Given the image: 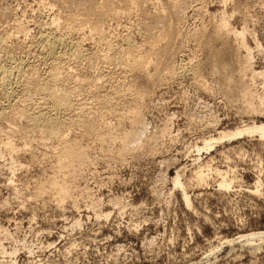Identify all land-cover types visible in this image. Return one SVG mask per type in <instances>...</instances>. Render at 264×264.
<instances>
[{
    "label": "rangeland",
    "instance_id": "obj_1",
    "mask_svg": "<svg viewBox=\"0 0 264 264\" xmlns=\"http://www.w3.org/2000/svg\"><path fill=\"white\" fill-rule=\"evenodd\" d=\"M41 1H43L42 3L44 6L42 3L40 4ZM41 1L0 0V37L2 38V40L0 38V44L2 45H0V55L3 54V56L0 57V59H2L0 61L4 62L5 60L8 61V59H14L12 61L16 62L22 59L24 62V59H26L27 61L25 60V63H28V67L23 73L24 78L32 75V72L33 74L37 72L35 75L39 84L51 88L52 79L47 75L48 71L52 68L51 64L38 58V48L35 41L41 31H45L47 28L50 29L52 27V20L55 18L54 20L59 26L62 24V27L60 26L61 28L59 26L56 27L55 34L64 33L67 36L65 39L67 40L68 38V40H71L70 44L72 43L74 48L70 50H59L60 56L58 57L60 58L58 59H60V63L58 62L59 64L57 67L59 73L56 72V74H59L58 76L60 77L56 75V79L59 82H55L54 90L56 94L58 93L59 95L68 94L69 96L71 94L69 96V101L72 104L74 102L75 104L84 103L83 105L85 107L82 111L67 109L64 112L59 110L57 113L52 106L49 96H45L41 99L39 95H31L28 97V102L25 106L26 114L30 118L41 117V121L38 122L39 125L33 126L28 122L25 116H18L19 114L17 115L15 112L20 106L16 98L22 96V87L20 88V86H18L19 89L17 87L15 89L14 86L16 85H13L11 92L14 95L11 100L8 102L6 101L7 103L5 100H2L0 90V138H3L0 139V264H264V237H262V240L253 237L255 241L252 243L242 244L234 242L229 245L226 244V241L236 240L238 237L249 236V234L261 233V235H264V139L260 140L256 136H245L236 141H222L221 143L215 144L212 147L213 149L210 148L207 151L201 150L197 154L193 147L197 145L196 147L200 148L203 145L201 141L209 137L216 138L219 131H233L245 124H264V112H262L264 111V107L261 105L258 108V100L256 101V99L259 98V96L256 95H260L261 97L264 93H262V87H264V72H262L264 71V0H174V3L173 0H149L150 5L148 0H133L131 3L133 7L129 6V8L122 2H118V0H110V6L107 5L106 8L103 7L104 11L102 10L100 13H98L97 7L103 6L105 0H100L102 4H100L99 0H93L96 10L93 9V6H91L88 0ZM144 1L147 2L145 3ZM151 1L153 4L152 6ZM118 5L120 8L116 7ZM134 5L137 7H134ZM129 9L130 11H128ZM203 9H205L206 12L202 11ZM119 10L121 12L123 11L122 13L125 19L122 15L119 17L114 14L115 11ZM57 11H59V13ZM153 12H155V15ZM56 14L59 16H56ZM126 14L129 16L132 14L131 18L133 20L126 17L128 16ZM222 14L224 16H221ZM70 15H72V17H70ZM106 15L107 17H105ZM146 15H149L151 19ZM112 16L113 18L111 19L115 22H112L110 19ZM67 18H71V20ZM74 18H76L75 21L73 20ZM116 18L119 20H116ZM121 18L122 20L124 19V22L121 21ZM58 19H61L62 23H60ZM129 19L133 22L131 23ZM155 19L159 20L160 23ZM105 20L110 21L112 26ZM222 20L225 21V23L224 21L223 23L227 29L216 31V29H219L217 27L222 23ZM126 21L130 23L126 24ZM161 21L165 23L163 24ZM100 22L104 24L101 25ZM67 23H69V26L66 28V25H68ZM105 23L107 26H104ZM171 23H174V25L171 26ZM70 24L71 26L72 24L76 25L72 26V28L74 27L72 29ZM96 24L103 26L98 27L99 29L102 28L101 34L104 33L107 37L103 34L105 36H103V39L101 37L102 35L100 36L97 32L93 31L94 28L92 27ZM115 24L119 27L117 28ZM129 25L132 26L133 30L130 29L131 26L129 27ZM133 25L136 27H133ZM163 25L165 26L164 29ZM166 25H168V28ZM40 26L41 28H39ZM123 26H125V29L122 28ZM68 27L71 28V30H68ZM112 27H114V31L111 32L110 30L113 29ZM75 28H77V30ZM108 28L111 33H109ZM81 29L83 30L82 32ZM126 29L128 30L126 31ZM168 29H170V31ZM197 29H199V32L201 31V34L196 31ZM58 30L62 32H58ZM65 30L69 32V35L66 34L67 31ZM91 30L95 33H90ZM128 31L130 32L128 33ZM193 31L194 33L197 32L195 34L197 37L195 35L193 36ZM239 31H243V34H245L244 36L241 35L237 37V39L235 37L236 33H239ZM83 32L87 35V37H84L85 39L83 38ZM168 32L170 33L165 36ZM76 33H78L77 35L80 37L77 36ZM89 33L91 36L88 35ZM130 33L131 36L129 35ZM143 33L149 35L146 34L144 37ZM92 34H94L95 37L93 41L96 42L92 41ZM151 34H154V37L151 36ZM218 34L219 36L215 37ZM221 35L223 37H220ZM146 36H148V38L153 37V40H157L155 43L157 44L158 42L159 46L155 44L156 48L154 51L168 44V47L171 48L170 53H161L155 57L154 51H149L148 43H146L149 39ZM190 36H193L191 37L192 40L188 38ZM232 36L235 40L232 39ZM70 37H72V39ZM73 37L79 38L74 40L75 38L73 39ZM126 37L128 39L132 37L133 39H131L133 41L129 40V42H132H127ZM159 37H163L164 39H159ZM86 38L88 40H86ZM107 38L109 39L108 41ZM239 38L244 39L243 43L241 41L242 39L240 40ZM97 39L99 41L106 40V42L104 41V43L102 41L101 43V41L99 42ZM140 39H145V43ZM223 39L226 41L228 39V41L226 42ZM84 40H86V42ZM124 40L129 43V45L127 44L128 48H125L126 45L123 43ZM164 40L166 42H164ZM238 40L240 42L236 44L235 42H238ZM72 41H76V43ZM3 42H5L4 45ZM107 42L113 43L110 45L111 48L110 46L106 48V46H108L106 44H110ZM136 43L142 47L139 46L140 49L137 48L138 45ZM141 43L146 45H142ZM6 44L10 47H7ZM130 44L133 46L137 45L135 46V51L133 50L134 47ZM242 44H244V48L241 46ZM5 45L6 47L4 50L3 47ZM28 45L32 46L29 47ZM238 45L240 46L238 47ZM255 45L256 47L259 46L257 50L255 49ZM25 46H28V48ZM95 46L98 52H96ZM121 47H124L125 50ZM241 47L242 50H240ZM246 47L249 52V57H247L249 59L253 58L254 60L246 61L249 60L248 58L245 59V56H243V54L246 55ZM7 48L8 50L10 49V52ZM103 48L104 52L101 51ZM129 48H132L134 52H132V50L130 51ZM220 48L225 49L228 55L221 57L217 56L215 51L217 49L220 50ZM250 48L251 50H249ZM89 49L93 51L90 53ZM126 49L129 50V52ZM76 50L82 51L85 56L78 54L79 51ZM105 51H108L107 53L109 54H106ZM123 51H127V53ZM239 51H241V54L238 53ZM92 52H95L94 54H100L94 55ZM137 52H139L138 55H136ZM31 54L35 57H33L35 61H39L35 63V61L32 60L33 58H27L30 57ZM75 54L77 55L75 56ZM117 54L121 57L119 56V58H117ZM21 55H24V57H21ZM101 55L103 56L101 57L102 61L99 59ZM141 55V58L144 56L145 60L143 59V61L146 62L147 60L146 63L149 64V68H146L147 71L145 69V71L140 70V73L138 69L136 70L131 67L129 69V66L124 67L125 65L127 66V63L124 62V60L128 59L126 57L132 58L133 56L138 57ZM10 56L12 59L9 58ZM69 57H73L74 59L71 61ZM90 59L91 62L93 61L92 63ZM94 59L96 62L97 59L101 62L98 64ZM108 59L111 61H109L110 63L107 62L106 65ZM103 60L106 61L103 62ZM112 60L113 62H119L118 64L120 66L124 65L122 66L124 67L122 68L123 70L118 64L113 63ZM122 60L124 63L121 65L120 63H122ZM150 60L152 62H148ZM62 61L63 63H61ZM219 61L224 63V65L226 64L225 67H227L226 69L225 67L223 68L222 73L221 70L219 72L214 71V67L216 69L215 63L217 64ZM236 61L240 65L237 64ZM248 62L252 65L249 66ZM152 63H154V65ZM232 63L238 68L233 66ZM245 63L248 65L246 66ZM60 64L62 68H60ZM103 64L107 67L105 68ZM147 64L145 67L148 66ZM85 65H88V69ZM89 65H91L92 69H90ZM101 65L103 66L101 67ZM117 65L120 68L116 67ZM231 65L233 67H231ZM80 66L82 68H79ZM95 66L97 68L96 71H94ZM188 66H190V71ZM35 67H37V71L33 69ZM239 67L242 71H240L241 69H239ZM245 67L248 70L252 69L247 71ZM89 69L91 72L88 71ZM131 69H134L136 74H133L134 72ZM72 71H74L73 74L75 75L72 74ZM192 71H196V74H192ZM142 72L147 73L144 74ZM153 72L159 75H155ZM237 72L242 75L240 76ZM253 72L255 73L253 74ZM63 73L65 75L68 73L71 74L69 76L66 75V78ZM92 73L94 74L92 75ZM174 73L175 75H173ZM258 73H262L263 75L260 74V76ZM145 75H147V77ZM195 75L197 77H195ZM228 76H230V78ZM242 76H244L245 79L242 78ZM148 77H151L150 81H148L150 79ZM225 77L229 79H224ZM238 77H241L245 82L242 81L241 83L240 80L242 79ZM74 78L76 80L78 79V83H74V81H76ZM91 78L95 79L96 83L93 80V84V82L90 81L92 80ZM80 79L83 80L84 83ZM230 79L234 82L231 81L232 85H230ZM196 81L198 83H196ZM202 82L205 85L204 89L202 88ZM235 82H237L236 85ZM226 83L227 85L229 84V86H227ZM95 84L98 86L96 87ZM252 84L254 86H252ZM87 85L91 88L94 87L96 90L94 89L93 91L92 88V91L87 93L88 90H90V87L87 88ZM246 85L247 87L250 85L251 88L250 86V89L247 88ZM73 87L77 89L75 88L73 90ZM223 87L226 88L224 89ZM238 87L242 89H238ZM82 88L86 89V92L83 91ZM243 88L245 89L243 90ZM127 90L131 92L133 96L135 94L134 92H137L138 98L136 94L132 97V95H130L131 93ZM237 90L240 92H237ZM57 91H60V93ZM82 91L86 94H83ZM249 91L252 92L250 93ZM78 92L81 94L75 96L79 94ZM243 92L246 93V98ZM113 93H116V96H113ZM238 93L241 95L244 94V96H240ZM128 94L130 98H128ZM248 94L253 97L255 108L253 107L254 103L250 101L252 105L249 102L250 98L247 96ZM118 95H126L125 97H127V99L125 100L124 98L125 101H121L117 98ZM139 95L142 96V99ZM242 97H244V99ZM76 99L78 102L74 101ZM85 100L89 101L86 102ZM246 100H248L247 103ZM243 102L244 107H240ZM248 104L250 106L252 105L251 107L254 109H250ZM13 107L15 115L11 110ZM86 107L89 108L90 111ZM247 107L256 113H251L252 111H248L249 109ZM243 108L246 112H242L244 110ZM246 108L248 110H246ZM86 111L87 114L85 118V115H82L85 114ZM53 112L57 115L61 114L62 121L64 119L63 124L61 121V123L58 124L59 126L57 125L58 129L63 130V132L60 130L64 138H62L61 141L64 140L69 144H75L76 150L78 151L81 147H84V149H80V153H85L81 155L83 157V159L81 158L83 162L81 159H78V161L81 160L80 162L75 159L72 160L74 163L70 161V166H73V170L69 167L70 171L69 168H67L68 166L65 170L63 169L64 167H61V164L68 159L65 160L60 156L59 159H62L64 162L62 160L61 164L58 162L59 151L57 149H59V143H57V141L55 142V140L47 139L46 142L48 143L46 144V139H42L41 124H45L48 120H51L50 117ZM134 112L137 113V117L139 116V118H137L139 121L137 125L131 119L136 117ZM259 112L263 115L259 114ZM76 115L84 117L89 124L92 121L91 123L94 125L90 124V126L95 128L92 127L93 132L91 134L88 133L86 136L81 128L77 129V126H73L72 128L71 125L65 122V119L75 118ZM12 117H14V120ZM19 117H22L20 122L18 119ZM129 119L133 122L131 120L129 121ZM8 120L11 121L9 122ZM98 121L100 123L96 124ZM164 123L167 124V126L164 125V127H167L166 131H164L165 128H163ZM66 124L68 125L66 127L68 129L65 128ZM5 125L9 129L4 127ZM17 125H21V127H17ZM107 126L109 127L107 128ZM14 128H16L15 131L13 130ZM17 128L19 129L17 130ZM29 128L31 130H29ZM20 129L24 131L22 132ZM25 129L29 131L27 130L26 132ZM132 129L136 132H133ZM129 130H131L132 133L131 138L129 136L130 133H128ZM11 133L14 135H11ZM79 134L83 136H79ZM75 135H77L79 139ZM123 135L126 142L121 144L120 138H123ZM126 135L129 137V142L131 144L127 142L128 138ZM168 135L170 136L168 137ZM107 136H113L114 138L110 137L108 139ZM75 137L78 142L77 140H72L73 138L76 139ZM132 137H136L135 139L137 140H134ZM161 137H163V139ZM97 138H100L99 140L103 138V142L101 143ZM98 141L100 143L97 144L96 142ZM4 142L7 145H5ZM50 142H52V144H49ZM2 143L5 147H9V149L7 147L5 148ZM79 143L80 146L77 147ZM41 144L46 147H43ZM99 144L101 146H99ZM125 144L126 146L127 144H129V146L132 144L134 145L126 147L124 146ZM55 145L58 146V148L55 147ZM102 146L103 148L101 149ZM22 148L25 150L23 149L22 151ZM45 148L49 150L47 151ZM50 148H55V151ZM5 149H7V151ZM18 150L20 151L18 152ZM53 151L57 154V159ZM116 152L119 154H116ZM46 153L51 156H47ZM52 154L55 157H52ZM55 162L59 165L58 167L55 166ZM70 162L67 161V163H65L67 165ZM200 167L201 170L204 171V174L205 172L206 174L204 175L202 183L199 182V184L195 179V173ZM55 168H59L61 173L59 174L58 170L56 169V171ZM67 171H69V174L65 175L68 173ZM176 171H179L180 180L183 184L182 189L178 187L175 188L172 184V177L175 176ZM217 171H220L222 176ZM54 172H57V176H54ZM52 177H55L56 180L53 178V181L51 179ZM220 178L229 183L231 188L229 187L227 190L220 188L218 184L222 181ZM51 182L53 183L49 184ZM54 182L55 185L59 182L58 184L62 185L65 190L69 188L66 198L58 197L59 195L56 194V190H54ZM62 182L66 184L67 187L63 186ZM255 185H257V187H255ZM41 186L44 188L42 187V189ZM44 189L47 191L45 192ZM51 189L55 192H52ZM183 190L184 193L186 192L185 194L188 197L190 205L183 202L184 199L181 197ZM40 191L44 192L41 194ZM216 248L220 251L214 252ZM212 251L215 253V256L210 254L211 257L209 253ZM209 256L213 259H210Z\"/></svg>",
    "mask_w": 264,
    "mask_h": 264
},
{
    "label": "bare ground",
    "instance_id": "obj_2",
    "mask_svg": "<svg viewBox=\"0 0 264 264\" xmlns=\"http://www.w3.org/2000/svg\"><path fill=\"white\" fill-rule=\"evenodd\" d=\"M41 1V0H40ZM88 1H90V3H91V6H93V9H95L96 10V8H94V1L93 0H88ZM43 1H41L40 2V4L42 3ZM44 2H45V0H44ZM99 2H100V0H99ZM115 2V1H114ZM118 2H122L124 5H127L128 6V8H129V6H131V3L133 2V0H118ZM138 2V1H137ZM145 2V1H144ZM147 2V1H146ZM145 2V3H146ZM154 2V1H153ZM156 2V1H155ZM172 2V1H171ZM134 3H136V2H134ZM148 3H149V5H150V1L148 0ZM168 3H169V1H168ZM173 3H174V0H173ZM43 4V3H42ZM100 4H102V2H100ZM110 4V0H105L104 1V4H103V6L101 5V6H98L97 8H98V13H100L102 10L104 11V9H103V7H105L106 8V6L107 5H109ZM137 4V3H136ZM139 4V3H138ZM177 4V3H176ZM140 5V4H139ZM153 4H152V1H151V6H152ZM174 5V4H173ZM43 6H44V4H43ZM97 6V5H96ZM110 6V5H109ZM136 5H134V7H135ZM116 7H118V8H120V6L118 5V6H116ZM131 7H133V6H131ZM137 7V6H136ZM139 7V6H138ZM140 8V7H139ZM138 8V9H139ZM109 9V8H108ZM122 9V8H121ZM123 9H126V8H123ZM136 9V8H135ZM94 10V11H95ZM144 10V9H143ZM167 10V9H166ZM111 11V10H110ZM128 11H130V9L128 10ZM133 11V10H132ZM131 11V12H132ZM135 11V10H134ZM138 11V10H137ZM149 11V10H148ZM157 11V10H156ZM159 11V10H158ZM161 11V10H160ZM202 11H205L206 12V10L205 9H203ZM58 13H59V11H57ZM97 12V11H96ZM123 12V11H122ZM120 10L119 11H115L114 12V14L116 15V16H119L120 17V15H122L123 16V13H122ZM136 12V11H135ZM163 12V11H162ZM172 12H173V10H172ZM221 12V11H220ZM56 13V12H55ZM106 13V12H105ZM155 12H153V14H154ZM157 13V12H156ZM167 13V12H166ZM68 14V13H67ZM96 14V13H95ZM103 14V13H102ZM108 14V13H107ZM113 14V13H112ZM124 14H125V12H124ZM128 14H130V13H128ZM128 14H126V15H128ZM144 14V13H143ZM149 14V13H148ZM168 14H169V11H168ZM171 14V13H170ZM217 14V13H216ZM221 14V13H220ZM66 15V14H65ZM75 15H76V13H75ZM74 15V16H75ZM109 15H110V13H109ZM132 15V14H131ZM126 16V17H129V18H131L132 16ZM137 15V14H136ZM136 15H134V16H136ZM145 15V14H144ZM155 15V14H154ZM163 15V14H162ZM215 15V14H214ZM56 16H59V15H57L56 14ZM56 16H54V17H56ZM111 16V15H110ZM147 17H149V15H146ZM146 16H144V17H146ZM150 16H152V15H150ZM157 16V15H156ZM216 16V15H215ZM220 16V15H219ZM221 16H224L223 14L221 15ZM52 17H53V15H52ZM62 17H63V14H62ZM67 17H69V16H67ZM70 17H72V15H70ZM79 17V16H78ZM95 17H96V15H95ZM100 17V16H99ZM101 17H103V16H101ZM105 17H107V15L105 16ZM109 17V16H108ZM118 17V18H119ZM124 17V16H123ZM142 17V16H141ZM141 17H139V18H141ZM153 17V16H152ZM164 17H165V15H164ZM59 18V17H58ZM88 18V17H87ZM111 18H113V16L112 17H110V19ZM118 18H116V20H119ZM143 18V17H142ZM150 18V17H149ZM212 18V17H211ZM53 19V18H52ZM55 19V18H54ZM52 20L53 22H52V27L50 28V29H48L47 27V29L45 30V31H41L39 34H38V36H37V38H36V41H35V44H36V46H37V54H38V58H40L42 61H44V62H49L50 64H51V70L50 71H48V73H47V75L52 79V87L51 88H48L47 86H45V85H41V84H39V82L37 81V79H36V71H37V67H35V68H33V69H35L36 71V73L35 74H33V72H32V75H29V79L27 78V77H25L24 78V76H23V73H24V71L27 69V64L25 63V60L26 59H24V62L22 61V59L21 60H17L16 62H14V61H12V60H14V59H12L11 58V56H12V54H11V56L9 57V58H11L12 60H9L8 59V61H6L5 59V61L4 62H2V61H0V90H1V96H2V100H5V102L7 101H9V100H11L12 98H13V95L14 94H12V92H11V88L13 87V85H16V86H14L15 87V89H16V87L18 88V86H20V88L22 87V96H18V98H16V100H17V103L20 105L19 106V108H17L16 110H15V112H16V114L18 115V116H25L26 117V119L28 120V122H30V124L31 125H33V126H37V125H39L38 124V122L39 121H41V117L40 116H38V117H33V118H30V117H28L27 116V114H26V111H25V106H26V104H27V102H28V97H30L31 95H34V94H36V95H39V96H41V99H43V97H45V96H49V98H50V100H51V102H52V106H53V108L55 109V111L58 113L59 112V110H62L63 112L65 111V110H67V109H70V110H72L73 109V111L75 110H77V111H82L83 110V108L85 107L83 104H81V103H79V104H75V102L72 104L70 101H69V99H70V95L68 96V94H64V95H59L58 93L56 94V91L54 90V84H55V82H57L58 80L56 79V72H58L57 71V67H58V64L60 63L59 62V60L60 59H58V58H60V57H58V56H60L59 55V52L61 51V49H66V50H70V49H72V48H74V45H72V43L70 44V42H71V40H68V38H67V40L65 39V37H67L64 33V36H63V34H61V33H59V34H55V32H56V27L57 26H59L58 24H57V22L55 21V20ZM57 19V18H56ZM67 19H70L71 20V18H67ZM66 19V20H67ZM75 19L76 18H74L73 20L75 21ZM80 19H81V17H80ZM84 19V18H83ZM95 19V18H94ZM108 19V18H107ZM124 19H125V17H124ZM123 19V20H124ZM132 19V18H131ZM137 19V18H136ZM151 19V18H150ZM149 19V20H150ZM154 19V18H153ZM157 19H159V20H161L160 18H157ZM210 19V18H209ZM59 21H60V23H62V21H61V19H58ZM73 20H72V22H73ZM85 20V19H84ZM89 20V19H88ZM96 20V19H95ZM104 20V19H103ZM112 20V22H115V21H113V19H111ZM122 20V18H121V21H123ZM133 20V19H132ZM139 20V19H138ZM146 20H147V18H146ZM156 20V19H155ZM159 20H156V21H159ZM168 20V19H167ZM68 21V20H67ZM66 21V22H67ZM78 21V20H77ZM106 22H109V24L111 25V23H110V21H107V20H105ZM121 21H120V23H121ZM129 21H130V19H129ZM137 21V20H136ZM140 21V20H139ZM139 21H138V23H139ZM164 21H166V20H164ZM223 21L224 20H222L221 22V24L219 25V27H217V28H219V29H216V31H220V30H226L227 28L225 27V21H224V23H223ZM63 22H64V20H63ZM65 22V23H66ZM79 22V21H78ZM85 22V21H84ZM94 22V21H93ZM93 22H91V23H93ZM124 22V21H123ZM127 23L126 24H128V23H130V22H128V21H126ZM133 22V21H132ZM131 22V23H132ZM135 22V21H134ZM147 22H149V21H147ZM162 22V21H161ZM167 22V21H166ZM71 23V22H70ZM74 23H76V22H74ZM87 23V22H86ZM91 23H90V25H91ZM97 23V22H96ZM101 23V25L102 24H104L103 22H100ZM118 23V22H117ZM136 23V22H135ZM143 23V22H142ZM146 23V22H145ZM158 23V22H157ZM159 23H160V21H159ZM163 23V22H162ZM165 23V22H164ZM163 23V24H164ZM168 23V22H167ZM219 23V22H218ZM68 25H66V28H67V26H69V23H67ZM81 24V23H80ZM80 24H79V26H80ZM89 24V23H88ZM125 24V23H124ZM137 24V23H136ZM136 24H134V25H136ZM214 24H217V23H214ZM226 24H227V22H226ZM62 25V24H61ZM60 25V26H61ZM76 25V24H75ZM75 25H73L72 24V26H75ZM90 25H87V26H90ZM116 25V24H115ZM118 25H119V23H118ZM133 25V27H136V26H134ZM152 25V24H151ZM172 25H174V23L172 24L171 23V26ZM213 25V24H212ZM44 26V25H43ZM59 26V27H60ZM70 26H71V24H70ZM72 26H71V28H72ZM85 26V25H84ZM86 26V27H87ZM93 26V25H92ZM98 26H100V25H94V27H92V28H94V30L93 31H95V32H97L98 33V35H102L101 37L103 38V36L105 35L103 32V34H101V29H99V27ZM104 26H107L106 25V23H105V25ZM112 26V25H111ZM110 26V27H111ZM117 26V25H116ZM131 25H129V27H130ZM149 26V25H148ZM153 26H156V25H153ZM164 26V25H163ZM168 25H166V27H167ZM169 26H170V22H169ZM203 26H204V24H203ZM202 26V27H203ZM216 26V25H215ZM227 26V25H226ZM45 27V26H44ZM62 27V26H61ZM60 27V28H61ZM77 27V26H76ZM82 29H83V27L82 26H80ZM86 27H85V29H86ZM100 27H103V26H100ZM119 26H117V28H118ZM125 26H123L122 28H124ZM201 27V28H202ZM224 27H225V29H224ZM39 28H41V26L39 27ZM66 28H63V29H66ZM71 28H69L68 27V30L70 29L71 30ZM74 28V27H73ZM72 28V29H73ZM78 28V27H77ZM77 28H75L76 30H77ZM87 28H89V27H87ZM113 29L112 30H110L111 32L112 31H114V27H112ZM127 28H128V26H127ZM149 28V27H148ZM165 28V26L163 27V29ZM168 28V27H167ZM170 28V27H169ZM174 28V27H173ZM244 28V27H243ZM243 28H242V30H243ZM44 29V28H43ZM81 29V32L83 31ZM125 29V28H124ZM131 30H133L132 29V26H131V28H130ZM129 29V30H130ZM171 29V28H170ZM170 29H168L169 31H170ZM214 29V28H213ZM246 29V28H245ZM62 30V29H61ZM78 30H80V29H78ZM89 30V29H88ZM105 30V29H104ZM128 29H126V31H127ZM130 30V31H131ZM134 30H135V28H134ZM172 30V29H171ZM65 31H67V30H65ZM90 31V30H89ZM107 31V30H106ZM108 31H109V28H108ZM107 31V32H108ZM109 31V33H111ZM124 31V30H123ZM130 31H128V33L130 32ZM146 31V30H145ZM145 31H144V33H145ZM167 31V30H166ZM196 31H198L199 32V29H197ZM195 31V32H196ZM215 31V32H216ZM58 32H62V31H59L58 30ZM73 32H76V31H73ZM95 32H92V30H91V32L90 33H95ZM131 32H133V31H131ZM149 32V31H148ZM161 32V31H160ZM163 32V31H162ZM201 32V31H200ZM199 32V34H201ZM223 32V31H222ZM225 32V31H224ZM228 32V31H227ZM237 32V31H236ZM245 32V31H244ZM66 33V32H65ZM69 32L67 31V33L66 34H68ZM70 33H71V31H70ZM84 33V32H83ZM90 33L88 34V35H90ZM106 33V32H105ZM113 33H115V32H113ZM143 33V35H144V37H145V35L147 34H144ZM170 32H168V33H166L165 34V36L167 35V34H169ZM192 33H194V31L192 32ZM197 33V32H196ZM196 33H194L193 34V36L196 34ZM203 33H204V30H203ZM202 33V34H203ZM220 33V32H219ZM233 33V32H232ZM232 33H231V35H232ZM73 34V33H72ZM78 33H76V35H77ZM79 34H80V32H79ZM82 34V33H81ZM122 34H123V32H122ZM160 34V33H159ZM163 34V33H162ZM161 34V35H162ZM187 34V33H186ZM188 34H190V33H188ZM198 34V35H199ZM225 34H227V33H225ZM224 34V35H225ZM245 34V33H244ZM244 34H243V31L242 32H240L239 31V33H236V37L235 38H237V37H240L241 35H243L244 36ZM62 35V36H61ZM69 35V34H68ZM85 35V36H84ZM114 35V34H113ZM112 35V36H113ZM116 35L118 36V34L116 33ZM119 35H121V34H119ZM130 36H131V33L129 34ZM134 35V34H133ZM147 35H149V34H147ZM154 35V34H153ZM152 34H151V36H153ZM157 35H158V33H157ZM160 35V36H161ZM171 35V34H170ZM169 35V36H170ZM211 35H212V33H211ZM223 35V34H222ZM220 36V37H223V36ZM228 35H229V33H228ZM77 36H79V35H77ZM91 36V35H90ZM89 36V37H90ZM99 36V37H100ZM106 36V35H105ZM104 36V37H105ZM122 36V35H121ZM126 36V35H125ZM129 36V37H130ZM159 36V35H158ZM163 36H164V34H163ZM193 36H190V37H188V38H191V37H193ZM196 36V35H195ZM200 36H202V35H200ZM208 36V35H207ZM213 36H215V35H213ZM217 36H219V34L218 35H216L215 37H217ZM227 36V35H226ZM230 36V35H229ZM235 36V35H234ZM76 37V36H75ZM75 37H73V39L75 38ZM80 37V36H79ZM79 37H77V38H79ZM82 37V36H81ZM84 37H87V35L84 33L83 34V38ZM97 37V36H96ZM101 37H100V39H101ZM107 37V36H106ZM111 37V36H110ZM138 37V36H137ZM147 38H148V36H146ZM154 37V36H153ZM153 37H150V38H148L149 40L146 42V43H148V46H149V51H154V49L156 48V46L158 45V42H157V44L155 43L157 40L155 39V40H153L152 38ZM168 37V36H167ZM167 37H165V38H167ZM197 37V36H196ZM195 37V38H196ZM202 37H204V36H202ZM202 37H200V38H202ZM219 37V38H220ZM233 37V36H232ZM1 38V37H0ZM71 39H72V37H70ZM77 38H75L74 40H76ZM91 38V37H90ZM93 38H95L94 37V34H92V41H93ZM98 38V37H97ZM109 38V37H108ZM107 38V41L109 40V39H111V38H109L108 39ZM113 38V37H112ZM120 38H122V37H120ZM119 38V39H120ZM127 38V37H126ZM132 38V37H131ZM126 39V41L127 42H129V40H132V39ZM135 38V37H134ZM142 38V37H141ZM158 38V37H157ZM163 38V37H162ZM162 38H160L159 37V39H162ZM199 38V37H198ZM208 38V37H207ZM224 38H226V37H224ZM229 38V37H228ZM231 38V37H230ZM244 38V37H243ZM5 39V38H4ZM6 39H7V37H6ZM81 39V38H80ZM85 39V38H84ZM104 39V38H103ZM106 39V38H105ZM118 39V38H117ZM146 39V38H145ZM145 39L143 40V39H140V40H143V42L145 43ZM164 39V38H163ZM170 39V38H169ZM205 39H206V34H205ZM213 39H215V38H213ZM218 39V38H217ZM233 40H235L234 39V37L232 38ZM238 39V38H237ZM240 39V38H239ZM242 39V38H241ZM240 39V40H241ZM1 40H2V38H1ZM0 40V41H1ZM86 40H88L87 38H86ZM86 40H84L85 42H86ZM98 40V39H97ZM115 40H116V38H115ZM114 40V41H115ZM135 40V39H134ZM191 40H192V38H191ZM202 40V39H201ZM219 40V39H218ZM223 40H225V39H223ZM243 40L244 39H242L241 41H242V43H243ZM4 41H6V40H4ZM83 41V40H82ZM99 41V40H98ZM97 41V42H98ZM101 41V40H100ZM99 41V42H100ZM103 42L105 41L106 42V40H102ZM102 41H101V43H102ZM113 41V40H112ZM125 41V40H124ZM123 41V43H125V45H126V47L125 48H128V46H127V44L129 45V43H131L132 41H130L129 43H127L126 41L124 42ZM168 41V40H167ZM212 41V40H211ZM226 41V40H225ZM227 41H228V39H227ZM226 41V42H227ZM72 42H75L76 43V41H72ZM77 42H78V40H77ZM80 42V41H79ZM88 42V41H87ZM93 42H96V41H93ZM92 42V43H93ZM104 42V43H105ZM136 42V41H135ZM162 43H164V42H166L165 40H164V42L163 41H161ZM206 42V41H205ZM209 42V41H208ZM212 42H214V41H212ZM211 42V43H212ZM240 41L238 40V42L236 41L235 43L237 44V43H239ZM255 42V41H254ZM2 43V42H1ZM4 43L5 42H3V45H4ZM74 43V44H75ZM82 43V42H81ZM84 43V42H83ZM89 43V42H88ZM107 43H110V42H107ZM134 43V42H133ZM132 43V44H133ZM170 43V42H169ZM201 43H204V42H201ZM34 44V43H33ZM80 44V43H79ZM93 44H96V43H93ZM113 44V43H112ZM111 43L110 44H106V45H108V46H106V48L108 47L109 48V46L110 45H112ZM135 44V43H134ZM133 44V45H134ZM137 44V43H136ZM142 44V43H141ZM155 44H156V46H155ZM160 44V43H159ZM174 44V43H173ZM241 44V43H240ZM1 45V44H0ZM7 45V47H10V46H8V44H6ZM6 45L3 47L4 48V50H5V47H6ZM84 45V44H83ZM92 45V44H91ZM98 45V44H97ZM118 45V44H117ZM120 45H121V43H120ZM119 45V46H120ZM131 45V44H130ZM133 45H131V46H133ZM138 45V47L137 48H139V46L140 47H142L141 45H139V44H137ZM137 45H135V46H137ZM142 45H146V44H142ZM182 45V44H181ZM180 45V46H181ZM243 45L244 44H242L241 46L243 47ZM258 45V44H257ZM2 46V45H1ZM0 46V47H1ZM29 46V45H28ZM28 46H25V47H27L28 48ZM32 46V45H31ZM31 46H29V47H31ZM34 46V45H33ZM78 46V45H77ZM85 46V45H84ZM83 46V47H84ZM89 46H90V44H89ZM98 46H100V45H98ZM114 46V45H113ZM135 46H133L134 47V51H135ZM159 46V45H158ZM206 46V45H205ZM240 45H238V47H239ZM25 47H24V52H25ZM76 47V46H75ZM81 47H82V45H81ZM80 47V48H81ZM93 47V46H92ZM96 47V46H95ZM101 47V46H100ZM132 47V48H133ZM237 47V46H236ZM237 47V48H238ZM242 47H241V49L240 50H242ZM245 47V46H244ZM243 47V48H244ZM255 47H256V45H255ZM257 47H259V46H257ZM255 48L256 50L258 49V48ZM3 48H2V50H3ZM27 48H26V51H27ZM105 48V47H104ZM104 48L101 50V51H103L104 52ZM110 48H111V46H110ZM115 48H116V46H115ZM122 48V47H121ZM120 48V49H121ZM125 48L123 47L122 49L123 50H125ZM132 48L130 49L129 48V50L131 51L132 50ZM160 48V47H159ZM203 48V47H202ZM82 49V48H81ZM85 49V48H84ZM96 50H97V47L95 48ZM100 49V48H99ZM140 49V48H139ZM143 49H144V46H143ZM170 49L171 48H169L168 47V44H167V46H165V47H161V49H159V50H157L156 49V51H154V53H155V57H157L159 54H161V53H165V54H169L170 53ZM239 49V48H238ZM3 50V51H4ZM7 50H8V48H7ZM10 50V49H9ZM8 50V51H9ZM33 50V49H32ZM60 50V51H59ZM90 50V49H89ZM114 50V49H113ZM112 50V51H113ZM127 50V49H126ZM129 50H127L128 52H129ZM132 50V52H134ZM141 50H142V48H141ZM146 50V49H145ZM148 50V49H147ZM244 50V49H243ZM246 52H245V54L246 55H244L243 54V56H245V59H247L248 57H249V52H248V49H247V47H246ZM249 50H251V48L249 49ZM34 51V50H33ZM76 51H79V53L78 54H81V55H83V52L82 51H80V50H76ZM91 51H93L92 49L89 51L90 53H91ZM108 51H110V50H108ZM107 51V52H108ZM120 51V50H119ZM127 51H123V52H126L127 53ZM136 51H137V49H136ZM236 51H238V50H236ZM7 52V51H6ZM10 52V51H9ZM28 52H29V50H28ZM66 52V51H65ZM65 52H64V54H65ZM85 52H87V51H85ZM96 52H98V50L96 51ZM106 52V51H105ZM106 52V54H109V53H107ZM123 52H121V53H123ZM131 52V53H132ZM148 52V51H147ZM4 53V52H3ZM30 53V52H29ZM62 53V52H61ZM67 53H69V52H67ZM74 53V52H73ZM72 53V54H73ZM76 53V52H75ZM93 53V52H92ZM95 53V52H94ZM93 53V54H94ZM130 53V54H131ZM138 53L139 52H137L136 53V55H138ZM143 53H144V51H143ZM143 53H142V55H143ZM239 54H241V51H239L238 52ZM4 54H7V53H4ZM25 54V53H24ZM32 54H34V53H32ZM32 54H31V56L30 57H27V58H33L34 56H32ZM37 54H36V57H37ZM85 54V53H84ZM89 54V53H88ZM93 54H91V55H93ZM97 54H100V53H97ZM97 54H94V55H97ZM104 54V53H103ZM115 54V53H114ZM120 54V53H119ZM124 54V53H123ZM129 54V55H130ZM146 54V53H145ZM148 54H149V52H148ZM153 54V53H152ZM215 54L217 55V56H219V57H221V56H226V55H228V53L226 52V50L225 49H221L220 48V50H216L215 51ZM235 54H236V52H235ZM252 54V53H251ZM9 55H10V53H9ZM25 55H28L27 53L25 54ZM69 55V54H68ZM77 54H75V56H76ZM91 55H89V56H91ZM93 55V56H94ZM126 55H128V54H126ZM125 55V56H126ZM132 55V54H131ZM131 55H130V57H131ZM134 55V54H133ZM142 55L141 56H138V57H132V58H130V57H126V58H128L127 60H124V62H126L127 63V66L125 65H122L124 62H123V60H122V63H120L122 66H124V67H128L129 66V69H130V67L131 68H134V69H138L139 71L138 72H140V70L142 71H147V69L149 68V64H147L146 62H147V60H146V62L145 61H143V59H144V56H143V58H141L142 57ZM1 56H3V54L2 55H0V57ZM7 56V55H6ZM16 56V55H15ZM15 56H13V57H15ZM24 57V55H21V57ZM62 56V55H61ZM65 56V55H64ZM73 56V55H72ZM83 56H85V55H83ZM87 56V55H86ZM109 56V55H108ZM117 56H118V54H117ZM116 56V57H117ZM120 56V55H119ZM119 56L117 57V58H119ZM124 56V57H125ZM154 56V55H153ZM233 56V55H232ZM248 56V57H247ZM5 57V56H4ZM19 57V56H18ZM63 57V56H62ZM74 57V56H73ZM71 58V57H69V58H71V61L74 59V58ZM81 57V56H80ZM100 58L99 59H101V57H103L102 55L101 56H99ZM115 57V58H116ZM121 57V56H120ZM124 57H122V58H124ZM146 57V56H145ZM148 57V56H147ZM241 57V56H240ZM35 58V57H34ZM34 58L32 59V60H34ZM66 58V57H65ZM68 58V59H69ZM85 58V57H84ZM93 58V57H92ZM91 58V59H92ZM97 58V57H96ZM95 58V59H96ZM121 58V59H122ZM125 58V59H126ZM150 58H151V56H150ZM194 58H195V54H194ZM234 58H235V55H234ZM237 59H239L238 57H236ZM19 59V58H18ZM91 59H90V62H91ZM94 59V61L96 62V60ZM107 59V58H106ZM147 59V58H146ZM249 59V58H248ZM253 58H251V59H249V60H246V61H250V60H252ZM0 60H2V59H0ZM118 60V59H117ZM145 60V59H144ZM191 60H192V58H191ZM242 60V59H241ZM254 60V59H253ZM27 61V60H26ZM35 61V60H34ZM33 61V62H34ZM37 62L39 61V60H36ZM36 61H35V63H36ZM66 61V60H65ZM64 61V62H65ZM101 61H102V59H101ZM100 60L98 61V59H97V62L96 63H98L99 64V62H101ZM104 61H106V60H103V62ZM109 61H111V60H109L108 59V61H106V65H107V62H109ZM115 61V60H114ZM119 61V60H118ZM231 61V60H230ZM239 61V60H238ZM244 61V60H243ZM245 61V62H246ZM29 62H30V59H29ZM33 62H32V64H33ZM59 62V63H58ZM85 62V61H84ZM93 62V61H92ZM91 62V63H92ZM102 62V63H103ZM112 62H113V60H112ZM148 62H152L151 60L150 61H148ZM154 62V61H153ZM188 62H190V61H188ZM234 62V61H233ZM237 62V61H236ZM240 62V61H239ZM251 62H253V61H251ZM39 63H42V62H39ZM48 63V64H49ZM61 63H63V61L61 62ZM75 63H76V61H75ZM80 63V62H79ZM95 63V64H96ZM110 63V62H109ZM109 63H108V65H109ZM113 63H115V64H118L117 62H113ZM112 63V64H113ZM241 63V62H240ZM247 63V62H246ZM245 63V64H246ZM38 64V63H37ZM44 64V63H43ZM77 64V63H76ZM105 64V63H104ZM103 64V65H104ZM146 64L148 65L147 67H145L146 66ZM153 65H154V63H152ZM233 64V63H232ZM237 64H239L238 62H237ZM242 64V63H241ZM248 64H249V62H248ZM248 64H246V66L248 65ZM39 65V64H38ZM41 65V64H40ZM64 65V64H63ZM103 65H101V67L103 66ZM119 65V64H118ZM116 66V67H119V66ZM152 65V66H153ZM194 65V64H193ZM215 65H216V69H215V67H214V71L215 72H219L220 70H221V73H222V71H223V68L225 67V65H224V63H222L221 61H219L217 64L215 63ZM240 65V64H239ZM243 65V64H242ZM250 65H252V64H249V66ZM30 66V65H29ZM37 66V65H36ZM60 68H62V65L60 64ZM69 66V65H68ZM75 66V65H74ZM81 66H82V64H81ZM79 67V68H82V67ZM86 66V65H85ZM88 66V65H87ZM87 66H86V68H87ZM98 66V65H97ZM105 66V65H104ZM110 66V65H109ZM109 66H108V68H109ZM122 66H120L121 67V69L122 68H124V67H122ZM233 66H235L234 64H233ZM232 65H231V67H233ZM238 66V65H237ZM89 67H90V69H92L91 68V65H89ZM100 67V66H99ZM107 66H105V68H106ZM119 67V68H120ZM157 67V66H156ZM183 67V66H182ZM189 67L190 66H188V69H189ZM229 68V69H232V68ZM236 67V66H235ZM241 67V66H240ZM239 67V69H241ZM252 67V66H251ZM46 68H47V66H46ZM46 68H44V69H46ZM49 68H50V66H49ZM68 68H70V67H68ZM94 68V67H93ZM104 68V69H105ZM147 68V69H146ZM227 67H225V69H226ZM236 68H238V67H236ZM246 68V67H245ZM77 69V68H76ZM88 69V68H87ZM86 69V70H87ZM88 70V71H90L91 72V70ZM96 66H95V70L94 71H96ZM103 69V68H102ZM110 69H111V67H110ZM127 69V68H126ZM134 69H131V70H133V74H136L135 72L136 71H134ZM145 69V70H144ZM154 69H157V68H154ZM185 69H186V67H185ZM194 69V68H193ZM228 69V70H229ZM234 69V68H233ZM247 69V68H246ZM245 69V70H246ZM252 69V68H251ZM251 69H249V70H251ZM30 70V69H29ZM63 70V69H62ZM61 70V71H62ZM72 70V69H71ZM98 70H99V68H98ZM97 70V71H98ZM109 70V69H108ZM108 70H107V72H108ZM115 70H116V68H115ZM123 70V69H122ZM128 70V69H127ZM130 70V71H131ZM195 70V69H194ZM245 70H243V71H245ZM248 69H247V71H249ZM40 71V70H39ZM68 71V70H67ZM66 71V72H67ZM70 71V70H69ZM79 71V70H78ZM81 71V70H80ZM83 71H84V69H83ZM87 71V72H88ZM102 71H104V70H102ZM112 71V70H111ZM119 71V70H118ZM121 71V70H120ZM130 71H128V72H130ZM189 71H190V69H189ZM236 71V70H235ZM238 71V70H237ZM240 71H242V69L240 70ZM30 72V71H29ZM71 72V71H70ZM184 72V71H183ZM193 72V71H192ZM196 72V71H195ZM195 72H193L192 74H196ZM212 72V71H211ZM239 72V71H238ZM237 72V73H238ZM252 72V71H251ZM262 72H264V71H262ZM39 73V72H38ZM59 73V72H58ZM74 73V71H72V74ZM76 73V72H75ZM104 73V72H103ZM115 73V72H114ZM119 73V72H118ZM123 73H125V72H123ZM131 73V72H130ZM141 73V72H140ZM142 73H144V72H142ZM145 73H147V72H145ZM144 73V74H145ZM154 73V72H153ZM158 73H159V71H158ZM182 73V72H181ZM213 73V72H212ZM228 73V72H227ZM234 73V72H233ZM243 73V72H242ZM255 72H253V74H254ZM31 74V73H30ZM64 74V73H63ZM71 73H68V74H66L67 76H69ZM77 74V73H76ZM94 73H92V75H93ZM96 74V73H95ZM116 74V73H115ZM120 74V73H119ZM129 74V73H128ZM151 74H152V72H151ZM155 74V73H154ZM153 74V75H154ZM215 74V73H214ZM239 74V73H238ZM252 74V75H253ZM259 75L261 74V75H263L262 73H258ZM258 74H256V75H258ZM26 75V74H25ZM27 75H28V73H27ZM59 75V74H58ZM57 75V76H58ZM61 75V74H60ZM65 75V74H64ZM65 75V76H66ZM73 75H75V74H73ZM78 75V74H77ZM91 75V74H90ZM98 75V74H97ZM97 75H95V76H97ZM103 75V74H102ZM121 75V74H120ZM125 75V74H124ZM129 75H131V74H129ZM147 75H150V74H147ZM147 75H145L146 77H147ZM155 75H159V74H155ZM154 75V76H155ZM165 75H167V74H165ZM173 75H175V73L173 74ZM191 75V74H190ZM216 75V74H215ZM218 75V74H217ZM240 76L242 75V74H239ZM239 75H236V76H239ZM244 75V74H243ZM251 75V74H250ZM260 75V76H261ZM31 76V77H30ZM67 76H66V78H67ZM79 76V75H78ZM115 76V75H114ZM123 76V75H122ZM127 76V75H126ZM133 76V75H132ZM143 76V75H142ZM222 76V75H221ZM227 76V75H226ZM35 77V78H34ZM37 77H38V75H37ZM58 77H60V76H58ZM83 77V76H82ZM81 77V78H82ZM86 77H88V76H86ZM91 77V76H90ZM98 77V76H97ZM120 77V76H119ZM129 77V76H128ZM136 77V76H135ZM153 77V76H152ZM170 77H171V75H170ZM189 77V76H188ZM195 77H197L196 75H195ZM224 77V76H223ZM229 78H230V76H228ZM62 78V77H61ZM60 78V79H61ZM69 78V77H68ZM77 78V77H76ZM89 78V77H88ZM94 78V77H93ZM132 78V77H131ZM138 78H141V77H138ZM148 78H150L149 80H148ZM147 78V80L148 81H150L151 80V77H148ZM162 78V77H161ZM173 78H174V76H173ZM172 78V79H173ZM229 78H224V79H229ZM239 79L241 78V77H238ZM242 78H244V76H242ZM241 78V79H242ZM249 78H252V77H249ZM255 78V77H254ZM261 78H263V77H261ZM64 79V78H63ZM71 79V78H70ZM75 79V78H74ZM85 79V78H84ZM92 79V78H91ZM104 79V78H103ZM163 79H164V77H163ZM191 79H193V78H191ZM245 79V78H244ZM56 80V81H55ZM62 80V79H61ZM66 80V79H65ZM69 80V79H68ZM76 80V79H75ZM78 80V79H77ZM77 80L76 81H74V83L76 82V83H78L77 82ZM81 80V79H80ZM87 80V79H86ZM90 80V79H89ZM88 80V81H89ZM93 80L95 81V79H92V80H90L91 82H93ZM97 80H98V78H97ZM194 80V79H193ZM198 80L200 81V79L198 78ZM221 80H222V78H221ZM251 80H253V79H251ZM264 80V79H263ZM81 81H83V80H81ZM90 81H89V83H90ZM226 81H228V80H226ZM225 81V82H226ZM232 80L230 79L229 80V82H231ZM242 81L243 82H245L243 79L242 80H240V82L242 83ZM254 81V80H253ZM59 82V81H58ZM87 82V81H86ZM144 82V81H143ZM146 82V81H145ZM164 82V81H163ZM224 82V81H223ZM233 82V81H232ZM232 82H231V84L230 85H232ZM238 82H239V80H238ZM73 83V84H74ZM75 83V84H76ZM82 83V82H81ZM80 83V84H81ZM83 83H84V81H83ZM95 83H96V81H95ZM147 83V82H146ZM196 83H198L197 81H196ZM196 83H195V85H196ZM234 83V82H233ZM236 83L237 82H235V85H236ZM248 83V82H247ZM254 83V82H253ZM263 83H264V81H263ZM86 84V83H85ZM88 84V83H87ZM92 84V83H91ZM91 84H90V86H91ZM93 84H94V82H93ZM93 84H92V86H93ZM97 84H98V81H97ZM83 85V84H82ZM89 85V84H88ZM87 85V86H88ZM96 85V84H95ZM202 85H203V89H204V84H203V82H202ZM226 85H227V83H226ZM235 85H233V86H235ZM243 85V84H242ZM251 85V84H250ZM249 85V86H250ZM264 85V84H263ZM73 86V85H72ZM90 86H88L87 88H89ZM98 85H96V87H97ZM199 86V85H198ZM227 86H229V84L227 85ZM239 86H240V83H239ZM249 86L247 87V85H246V87L247 88H249ZM252 86H254L253 84H252ZM65 87V86H64ZM83 87H84V85H83ZM86 87V86H85ZM201 87V86H200ZM242 87V86H241ZM241 87H238V89H240ZM245 87V88H246ZM76 87H73V90L75 89ZM79 88V87H78ZM93 88V91H94V87H92ZM91 87H90V90H88V92L87 93H89L90 91H92L91 89H92ZM224 88V87H223ZM226 88V87H225ZM224 88V89H225ZM230 88V87H229ZM228 88V89H229ZM234 88V87H233ZM245 88H243V90L245 89ZM250 88H251V86H250ZM249 88V89H250ZM263 88V90H264V87H262ZM19 89V88H18ZM60 89V88H59ZM71 89V88H70ZM77 89V88H76ZM83 89V91H85L86 89H84V88H82ZM242 89V88H241ZM248 89V90H249ZM62 90V89H61ZM72 90V91H73ZM81 90V89H80ZM80 90H78V91H80ZM96 90V89H95ZM242 90V91H243ZM262 90V93L264 92ZM17 91V90H16ZM76 91V90H75ZM82 91V93L84 94L85 92H83ZM128 91V90H127ZM126 91V92H127ZM132 91V90H131ZM227 91V90H226ZM230 91H231V88H230ZM241 91V92H242ZM245 91H247V90H245ZM18 92V91H17ZM57 92H59L60 93V91H57ZM74 92V91H73ZM73 92H72V94H73ZM81 92V91H80ZM80 92H78L79 94H77V95H75V96H79L81 93ZM129 92V91H128ZM225 92V91H224ZM228 92V91H227ZM237 92H240V91H238L237 90ZM250 92V91H249ZM252 92V91H251ZM250 92V93H251ZM14 93V92H13ZM61 93H63V92H61ZM69 93V92H68ZM77 93V92H76ZM129 93H131V92H129ZM135 94L137 93V92H134ZM226 93V92H225ZM224 93V94H225ZM244 93V92H243ZM248 93V92H247ZM255 93V92H254ZM261 93V94H262ZM75 94V93H74ZM86 94V93H85ZM92 94V93H91ZM125 94V93H124ZM135 94H134V96H135ZM140 94V93H139ZM239 94V93H238ZM245 94V98H246V93H244ZM244 94L243 95H241V94H239L240 96H244ZM253 94V93H252ZM255 94H257V93H255ZM19 95V94H18ZM130 95H132V93L130 94ZM130 95L128 94V98H130ZM250 94H248L247 96L250 98V99H252L253 97L252 96H249ZM254 95V94H253ZM263 95H264V93H263ZM263 95H261V97H260V95H256V96H259V98L258 99H256V101L258 100V108L262 105V107H264L263 106V104H264V96ZM73 96V95H72ZM87 96V95H86ZM113 96H116V93H113ZM126 95H118L117 96V98L118 99H120L121 101L123 100V101H125L126 99H127V97H125ZM133 95H132V97H134ZM239 96V98L241 99V97ZM16 97V96H15ZM131 97V98H132ZM136 97L138 98V95L136 94ZM139 97H141V99H142V96H140L139 95ZM247 97V98H248ZM124 98H125V100H124ZM243 99H244V97H242ZM248 98V99H249ZM239 99V100H240ZM242 99V100H243ZM249 99V102L251 101V102H253L254 103V99H252V100H250ZM15 100V101H16ZM14 101V100H13ZM74 101H77V99L76 100H74ZM86 101V100H85ZM87 101H89V100H87ZM86 101V102H87ZM133 101H134V99H133ZM139 101V100H138ZM245 101V100H244ZM247 101L248 100H246V103H247ZM6 102V103H7ZM78 102V101H77ZM79 102H80V100H79ZM82 102V101H81ZM131 102V101H130ZM129 102V103H130ZM241 102V101H240ZM248 102V103H249ZM250 102V103H251ZM135 103V102H134ZM246 103H245V106H246ZM249 103V104H250ZM10 104V103H9ZM13 104V103H12ZM243 104H244V102L240 105V103H239V105H240V107L241 106H243ZM248 104V105H249ZM252 104V103H251ZM7 105V104H6ZM86 105H87V103H86ZM140 105V104H139ZM247 105V106H248ZM253 105V104H252ZM251 105V106H252ZM2 106V105H1ZM8 106H10V105H8ZM13 106V105H12ZM17 106V105H16ZM15 106V107H16ZM136 106V105H135ZM135 106H133V107H135ZM138 106V105H137ZM141 106H142V104H141ZM250 105H249V108L250 109H252L253 107L255 108V103H254V106L253 107H251ZM6 107V106H5ZM89 107H90V105H89ZM132 107V108H133ZM239 107V108H240ZM244 107V106H243ZM261 107V108H262ZM87 108V107H86ZM91 108V107H90ZM137 108V107H136ZM248 108V107H247ZM246 108V110H248ZM253 108V109H254ZM5 109V108H4ZM10 109V108H9ZM87 109H89V108H87ZM244 109V108H243ZM243 109H240V110H243ZM248 110V111H252V110ZM264 109V108H263ZM12 110V112H13V110H14V107H13V109H11ZM84 110H86V109H84ZM93 110V109H92ZM135 110V109H134ZM72 111V112H73ZM89 111H90V109H89ZM88 111V112H89ZM245 111V109L242 111V112H244ZM260 111V110H259ZM15 112H13V114L15 113ZM72 112H71V114H72ZM138 112V111H137ZM246 112V111H245ZM256 113L255 111H252L251 113ZM262 112H264V111H262ZM76 113V112H75ZM79 113H82V112H79ZM85 113V112H84ZM93 113V112H92ZM135 113V116L136 117H133V118H131L134 122H135V124L137 125L138 123H139V121H138V119L137 118H139V116L137 117V113L136 112H134ZM74 114V113H73ZM86 114H87V111H86V113L85 114H83L82 116H84L85 115V118H86ZM133 114V113H132ZM246 114V113H245ZM259 114H261V115H263L261 112H259ZM0 115H1V112H0ZM15 115V114H14ZM77 115H78V112H77ZM75 116V118H68V119H65L66 121V123L68 124V125H71L72 126V128H73V126H77V129H80L81 128V130L85 133V135L86 134H91L92 132H93V128H95V127H93V126H90V124H93V123H91L90 122V124H89V122H86V120H85V118L84 117H81V116ZM62 115L61 114H59V115H57V114H55V112H53L52 113V115H51V117H50V119L51 120H48L45 124H41L42 126V130H41V135H42V139L43 138H45L46 140H45V143L47 144L48 142H46L47 141V139H51V140H55V142L57 141V143H59V149H57L58 148V146H56L55 145V147H57L56 149L59 151L58 152V154H59V157L57 156V154L54 152L55 151V148H52L54 151V153L56 154L55 156H56V159H57V157H58V162H60L59 164H61V162L63 161L62 159V161L59 159L60 158V156L63 158V159H65V160H67V161H71L72 162V160L73 159H75V160H77L78 161V159H83V157L81 156L83 153H80V149H84V147H81L80 149H79V151L78 150H76V145L74 144H69L67 141H61L62 140V133L60 132V130L61 129H58L57 128V125L58 124H60L61 123V121H62V117H61ZM133 116H134V114H133ZM17 117V116H16ZM15 117V118H16ZM72 117V116H71ZM88 117V116H87ZM13 118V120H14V117H12ZM22 118V117H21ZM20 117L18 118L19 119V122H20V119H21ZM89 118H90V116H89ZM131 119H129V121L131 120ZM123 120V119H122ZM131 120V121H132ZM9 121V120H8ZM11 121V120H10ZM9 121V122H10ZM63 121H64V119H63ZM63 121H62V124H63ZM88 121H89V119H88ZM132 121V122H133ZM141 121V120H140ZM9 122H8V125H9ZM13 122V121H12ZM95 122V121H94ZM118 122H119V120H118ZM132 122H130L131 124H133ZM14 123V122H13ZM12 123V124H13ZM97 123H100L99 121L98 122H96V124ZM168 123V122H167ZM6 124V123H5ZM11 124V125H12ZM17 124V123H16ZM65 125V128L68 126V125ZM113 124V123H112ZM119 124V123H118ZM117 124V125H118ZM134 124V125H135ZM94 125V124H93ZM101 125H102V122H101ZM130 125V124H129ZM164 125H166L167 126V124L166 123H164L163 124V128H165V130L164 131H166V128L167 127H164ZM13 126V125H12ZM59 126V125H58ZM98 126V125H97ZM96 126V127H97ZM119 126V125H118ZM4 127H6V128H8L6 125L4 126ZM14 127V126H13ZM16 127V126H15ZM17 127H21V125H17ZM64 127V126H63ZM93 127V128H92ZM109 126H107V128H108ZM133 127V126H132ZM12 128V127H11ZM59 128H61V127H59ZM71 128V129H72ZM76 128V127H75ZM112 128H114V127H112ZM9 129V128H8ZM15 129L16 128H14L13 130L15 131ZM19 128H17V130H18ZM24 129V128H23ZM33 129V128H32ZM66 129H68V128H66ZM5 130H7V129H5ZM10 130H12V129H10ZM9 130V131H10ZM22 132L24 131V130H22V129H20ZM26 130V129H25ZM28 130V129H27ZM27 130H26V132H27ZM29 130H31L30 128H29ZM28 130V131H29ZM133 130V129H132ZM233 130V129H232ZM8 131V130H7ZM6 131V132H7ZM14 131H11V132H14ZM62 132H63V130H61ZM135 130H133V132H134ZM78 132V131H77ZM128 132V131H127ZM136 132V131H135ZM32 133V132H31ZM123 133V132H122ZM128 133H130V138H131V130H129V132ZM161 133V132H160ZM66 134H68V133H66ZM65 134V135H66ZM82 134V133H81ZM124 134V133H123ZM127 134V133H126ZM135 134V133H134ZM141 134H143V133H141ZM11 135H14L13 133H11ZM160 135V134H159ZM166 135V134H165ZM164 135V136H165ZM75 136H77V135H75ZM79 136H83V135H80L79 134ZM87 136V135H86ZM89 136V135H88ZM138 136V135H137ZM140 136V135H139ZM162 136V135H161ZM163 136V137H164ZM170 135H168V137H169ZM217 137L216 138H211V137H209L208 139H206V140H204V141H201V142H203V145L200 147V148H198V147H196V146H193L194 148H195V152H196V154L198 153V152H200L201 150H205V151H207V150H209L210 148H212L215 144H217V143H221L222 141H236V140H238V139H242V137H252V136H256L258 139H264V124L263 123H258V124H250V125H241V127L240 128H236V129H234L233 131H230L229 130V132H226V131H219L218 133H217V135H216ZM65 137V136H64ZM108 137V136H107ZM106 137V138H107ZM110 137H112V138H114L113 136H109L108 137V139L110 138ZM123 138H120V142H121V144H123V143H125L126 142V139L124 138V135L122 136ZM126 137H127V135H126ZM142 137V136H141ZM163 137H161L162 139H163ZM2 138V137H1ZM0 138V139H1ZM39 138V137H38ZM67 138V137H66ZM76 138V137H75ZM77 138H78V136H77ZM77 138L76 139H72L73 141L74 140H77ZM84 138V137H83ZM82 138V139H83ZM88 138V137H87ZM87 138H86V140H87ZM104 138V137H103ZM103 138L101 139V140H99L98 138H97V140H99L101 143L103 142ZM128 138V141L127 142H129V137H127ZM132 138H134V137H132ZM136 138V137H135ZM134 138V140H137V139H135ZM138 138V137H137ZM160 138V139H161ZM172 138V137H171ZM204 138V137H203ZM3 139V138H2ZM64 139V138H63ZM79 139V138H78ZM116 139V138H115ZM114 139V140H115ZM159 139V138H158ZM161 139V140H162ZM66 140V139H65ZM69 140V139H68ZM71 140V141H72ZM80 140H81V138H80ZM96 140V139H95ZM96 140V141H97ZM106 140V139H105ZM105 140H104V142H105ZM117 141H119L118 139H116ZM132 140V139H131ZM203 140V139H202ZM70 141V142H71ZM72 141V142H73ZM96 142L97 144L98 143H100V142ZM147 141V140H146ZM145 141V142H146ZM53 142V141H52ZM52 142H50L49 144H52ZM71 142V143H72ZM77 142H78V140H77ZM108 142H110V141H108ZM114 142V141H113ZM162 142V141H161ZM7 143V142H6ZM9 143V142H8ZM80 143H81V141H80ZM80 143H79V145L77 146V147H79L80 146ZM111 143V142H110ZM109 143V144H110ZM130 143V142H129ZM133 143V142H132ZM163 143V142H162ZM231 143V142H230ZM4 144H5V142H4ZM44 144V143H43ZM107 144V143H106ZM112 144V143H111ZM131 144V143H130ZM202 144V143H201ZM2 145H3V143H2ZM1 145V146H2ZM5 145H7V144H5ZM42 145V144H41ZM105 145V144H104ZM108 145V144H107ZM132 145H134V144H132ZM132 145H130V146H132ZM4 146V145H3ZM8 146H9V144H8ZM10 146H12V145H10ZM43 146V145H42ZM45 146V145H44ZM43 146V147H44ZM99 146H101L100 144H99ZM109 146V145H108ZM124 146H126V144L124 145ZM129 146V144H127V146L126 147H128ZM129 146V147H130ZM5 147V146H4ZM7 147V146H6ZM5 147V148H6ZM14 147V146H13ZM12 147V148H13ZM22 147H24V146H22ZM46 147V146H45ZM48 147V146H47ZM98 147V146H97ZM106 147V146H105ZM8 149H9V147H7ZM16 148V147H15ZM103 148V146L101 147V149ZM122 148H124V147H122ZM21 149V148H20ZM23 149L24 148H22V151H23ZM27 149V148H26ZM46 149V148H45ZM51 149V148H50ZM51 149V150H52ZM86 149H87V146H86ZM99 149H100V147H99ZM100 149V150H101ZM213 149V148H212ZM6 151H7V149H5ZM15 150V149H14ZM25 150V149H24ZM47 151L49 150V149H46ZM122 150H125V149H122ZM193 150V149H192ZM17 151V150H16ZM20 150H18V152H19ZM119 151H120V149H119ZM126 151V150H125ZM194 151V150H193ZM10 152L12 153V150L10 149ZM82 152V151H81ZM85 152V151H84ZM122 152V151H121ZM16 153V152H15ZM23 153V152H22ZM85 154V153H84ZM83 154V155H84ZM116 154H119V153H117L116 152ZM120 154H123V153H120ZM200 154V153H199ZM10 155H12V154H10ZM46 155H47V153H46ZM123 155H125V154H123ZM123 155H122V157H123ZM45 156V155H44ZM47 156H51V155H47ZM54 155L52 154V157H53ZM54 156V157H55ZM117 157L119 156V155H116ZM196 156V155H195ZM120 157V156H119ZM44 158V157H43ZM45 158H46V156H45ZM81 159V160H82ZM60 160V161H59ZM80 160V161H81ZM118 160V159H117ZM67 161H65L66 163H67ZM77 161H75V162H77ZM80 161H78V162H80ZM194 161V160H193ZM64 162V161H63ZM64 162V163H65ZM71 162L70 163H68L67 165H66V163L64 164H61L62 166V168L65 170V168L67 167V168H71V170H73V166H70L71 165ZM82 162H83V160H82ZM194 162H196V161H194ZM56 163V162H55ZM72 163H74V162H72ZM77 164H79V163H77ZM77 164H75V165H77ZM55 165V164H54ZM53 165V166H54ZM55 166H59V165H57V163H56V165ZM61 167H59V168H61ZM53 168V167H52ZM59 168L57 169V168H55V170L57 169L58 170V173L60 174L61 173V170H59ZM70 168H69V171H70ZM56 170V171H57ZM63 170V171H64ZM67 170V169H66ZM181 170V169H180ZM60 171V172H59ZM69 171H67L68 173L67 174H65V173H63V174H65V175H68L69 174ZM207 171V170H206ZM66 172V171H65ZM72 172V171H71ZM70 172V173H71ZM196 172V171H195ZM194 172V173H195ZM221 176H222V173L220 172V171H217ZM54 176H57L56 174H57V172L55 173L54 172ZM205 174H206V172H205ZM204 171L203 170H201V167H200V169L195 173V179H196V181L199 183V182H201L202 183V181H203V178H204ZM218 174V175H219ZM62 175V174H61ZM64 175V176H65ZM63 177V176H62ZM220 177V176H219ZM223 177H224V175H223ZM56 180V178L55 177H52L51 179L54 181V179ZM61 178V177H60ZM63 179H64V177H63ZM221 179V178H220ZM52 180H50V181H52ZM61 180V179H60ZM222 180V181H221ZM220 181V183H218L219 184V187L220 188H222V189H225V190H227V189H229V187L231 186L229 183H227L226 181H224V179H221ZM49 181V182H50ZM58 181V180H57ZM62 181H64V180H62ZM53 182H51V183H49V184H52ZM59 182H57V184L55 185V182H54V184H53V186H54V190H56V192L54 191V190H52V192L54 191L56 194H58L59 196L58 197H62V198H66V195H67V193L69 192V188H67L66 190H65V188H63L62 187V185H60V184H58ZM63 183V182H62ZM61 183V184H62ZM48 184V185H49ZM172 184L175 186V188L176 187H178V188H183V184L181 183V180H180V175H179V171H176L175 172V176L174 177H172ZM200 184V183H199ZM257 184V183H256ZM50 186V185H49ZM52 186V187H53ZM63 186H66V184H64L63 183ZM173 186V187H174ZM43 186H41V188H42ZM51 187V186H50ZM49 187V188H50ZM67 187V186H66ZM255 187H257V185H255ZM44 188V187H43ZM42 188V189H43ZM47 188V187H46ZM45 188V189H46ZM231 188V187H230ZM41 189V190H42ZM44 189V191L46 192L47 190H45ZM181 189H179V190H181ZM48 190H50V189H48ZM43 191V192H44ZM68 191V192H67ZM41 192V194L43 193L42 191H40ZM186 193V192H185ZM184 193V190H183V192L181 193L182 194V196L181 197H183V199H184V201L183 202H185L186 204H188V205H190V203L188 202V197L186 196V194ZM39 194V193H38ZM55 194V195H56ZM61 198V199H62ZM68 198V197H67ZM59 200H60V198H59ZM59 202H61V201H59ZM184 203V204H185ZM188 207V206H187ZM253 237H257L258 238V240H262V237H264V235H261V233H256V234H249V236H245V237H243V236H241V237H238L236 240H230V241H226V244H230V243H234V242H237V243H242V244H244V243H252V242H254L255 240H253ZM260 237V238H259ZM219 249L218 248H216L215 249V251L214 252H217ZM213 251L212 252H210L209 253V255L211 254H213V256H215V253H213ZM220 251V250H219ZM218 251V252H219ZM210 255V256H211ZM206 256H208V255H206ZM210 256H209V258H210ZM212 257V256H211ZM215 258V257H214ZM206 259V258H205ZM210 259H213V258H210ZM206 260H209V259H206Z\"/></svg>",
    "mask_w": 264,
    "mask_h": 264
}]
</instances>
